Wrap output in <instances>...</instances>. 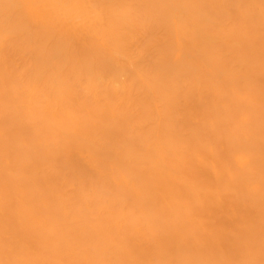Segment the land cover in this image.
<instances>
[{"label": "bare ground", "instance_id": "bare-ground-1", "mask_svg": "<svg viewBox=\"0 0 264 264\" xmlns=\"http://www.w3.org/2000/svg\"><path fill=\"white\" fill-rule=\"evenodd\" d=\"M0 264H264V0H0Z\"/></svg>", "mask_w": 264, "mask_h": 264}]
</instances>
